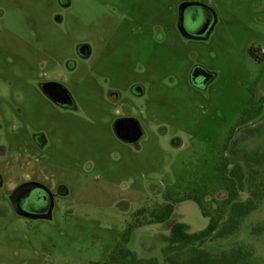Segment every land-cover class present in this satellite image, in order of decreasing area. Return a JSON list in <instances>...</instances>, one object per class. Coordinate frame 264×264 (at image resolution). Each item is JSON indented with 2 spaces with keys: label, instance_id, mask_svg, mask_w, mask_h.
Returning <instances> with one entry per match:
<instances>
[{
  "label": "rangeland",
  "instance_id": "obj_1",
  "mask_svg": "<svg viewBox=\"0 0 264 264\" xmlns=\"http://www.w3.org/2000/svg\"><path fill=\"white\" fill-rule=\"evenodd\" d=\"M81 1L74 0L75 13L65 36L46 27L34 28L23 16L12 14L9 23L13 26L4 38L23 57H32L48 50L54 55L64 48L72 50L71 43L80 37L96 41L97 32L104 38L112 37L111 21L104 9L93 3L84 6ZM209 3L217 22L205 40H187L179 33L177 39L172 31L167 38L173 48H154L146 41L128 47L114 42L107 49L94 44L101 56L125 54L145 62L152 80L150 113L166 123L168 135H181L187 146L171 149L167 137L150 133L139 151L131 150L112 137L101 112L86 97L88 119L55 112L52 168L70 194L60 200L51 221L38 222L34 228L11 216L3 205L0 264L17 263L15 251L21 258L32 257V247L37 251L38 264L104 262L130 219L131 211L116 207L118 199L129 198L131 209L136 210L148 198L145 183L149 180L172 184L173 191H213L219 185L218 168L226 154L246 174L245 188L236 198L253 199L255 209L227 235L216 234L203 248L212 255L241 250L246 256L235 264H264V0ZM35 5L27 6L30 13L36 12ZM160 18L171 26L175 13L167 10ZM251 47L257 50L258 58L251 55ZM110 61L106 62L109 66ZM193 64L214 74L206 91H197L189 84ZM169 72L171 76L167 77ZM117 77H122L121 68H117ZM75 88L81 93L78 86ZM218 195L225 197L224 192ZM162 199V195H150V206ZM175 211L178 220L189 224L190 232L204 228L208 222L193 201L180 202ZM167 231L163 224L138 228L128 247L140 257L161 259V249L168 246L163 240Z\"/></svg>",
  "mask_w": 264,
  "mask_h": 264
},
{
  "label": "flooded vegetation",
  "instance_id": "obj_2",
  "mask_svg": "<svg viewBox=\"0 0 264 264\" xmlns=\"http://www.w3.org/2000/svg\"><path fill=\"white\" fill-rule=\"evenodd\" d=\"M81 3L84 6L93 3L104 9L111 21L112 37L104 38L97 32L96 41L80 37L71 43L72 50L64 48L57 55L48 50L38 56L23 57L21 51L13 50L4 38V33L13 26L9 23L11 15L23 16L34 28L46 27L65 36L70 28L69 19L75 13L74 0H0V218L5 215L4 205L11 216L29 228H34L38 222L51 221L55 209L60 207V200L70 194L67 184L52 168L55 112L88 119L86 97L91 99L92 107L101 112L112 137L131 150L139 151L150 133L167 137L171 149L187 146L181 135H168L166 123L151 115L152 80L145 62L125 54L101 56L94 44L107 49L114 42L128 47L136 41H146L154 48H173L167 38L168 32L173 31L177 39L179 33L187 40H205L217 22L209 0H82ZM34 5L36 12L30 13L27 6ZM167 10L175 13L171 26L160 18ZM64 44L65 41L62 46ZM250 49L251 55L258 58L257 50ZM261 53L264 54L263 50ZM109 59L112 60L110 66L106 63ZM23 64L28 69L25 73ZM117 68L122 70L121 78L117 77ZM195 68H198L197 75L192 80ZM170 76L169 72L167 77ZM213 79L214 74L199 64H193L188 73L190 86L201 92L207 90ZM75 86L81 93H77ZM231 138L232 135L228 141ZM232 170L245 174L226 154L218 168L219 185L213 191L208 188L191 191L175 188L173 191L172 184L149 180L145 183L148 198L136 210L131 209L129 198L118 199L116 207L122 212L131 211L130 219L123 226L122 237L109 259L91 264H171L170 257L178 259V250L174 248L177 243L168 240L173 225L182 223L189 233H198L207 228L210 218L220 210L226 209L223 215L228 218L231 203L240 201L237 198L228 201ZM219 192H224L225 197H219ZM157 194L163 199L151 207L150 195ZM186 200L195 202L202 216L207 218L204 228L190 232L189 224L178 220L175 209ZM156 206H170V215L162 221L156 220L152 216V208ZM153 224H163L166 231L168 229V234L163 235L168 246L161 249V259L140 257L128 247L134 230ZM217 230L196 244L204 249L203 245L216 236ZM30 254V258H21L15 251L18 262L13 264H38L36 249L32 247Z\"/></svg>",
  "mask_w": 264,
  "mask_h": 264
},
{
  "label": "trees",
  "instance_id": "obj_3",
  "mask_svg": "<svg viewBox=\"0 0 264 264\" xmlns=\"http://www.w3.org/2000/svg\"><path fill=\"white\" fill-rule=\"evenodd\" d=\"M250 52L253 54L252 49ZM236 168H241L240 165H235ZM246 175L243 172L231 171L230 177V197L229 200L236 198L239 190H243L245 184ZM229 203V202H228ZM255 209V204L253 199H248L247 201H235L231 203L230 206V216L225 218L223 210H220L215 216L210 218V222L207 228L198 233H189L187 231V226L182 223H178L172 226L170 236L168 240L170 243L175 244L174 248L178 250L177 257H170L171 264H235L240 258L245 257V253L241 250L237 252H232L231 254H226L221 252L218 255H212L208 251L201 249L196 242H203L205 238L210 236L212 232L216 229L218 236H224L227 232H230L234 227H236L242 218L246 217L250 212ZM171 212L170 206L159 207L156 206L152 208V216L156 220L162 221L166 219ZM207 216V213L204 212ZM171 249V248H169Z\"/></svg>",
  "mask_w": 264,
  "mask_h": 264
},
{
  "label": "water",
  "instance_id": "obj_4",
  "mask_svg": "<svg viewBox=\"0 0 264 264\" xmlns=\"http://www.w3.org/2000/svg\"><path fill=\"white\" fill-rule=\"evenodd\" d=\"M197 69H198V68H195L194 71H193V73L191 74V76H192V80H194L193 78H195L196 75H197V73H196Z\"/></svg>",
  "mask_w": 264,
  "mask_h": 264
},
{
  "label": "built area",
  "instance_id": "obj_5",
  "mask_svg": "<svg viewBox=\"0 0 264 264\" xmlns=\"http://www.w3.org/2000/svg\"><path fill=\"white\" fill-rule=\"evenodd\" d=\"M263 53H264V50H263Z\"/></svg>",
  "mask_w": 264,
  "mask_h": 264
}]
</instances>
